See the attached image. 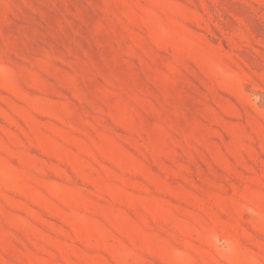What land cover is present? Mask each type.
Returning <instances> with one entry per match:
<instances>
[{
    "label": "rangeland",
    "instance_id": "rangeland-1",
    "mask_svg": "<svg viewBox=\"0 0 264 264\" xmlns=\"http://www.w3.org/2000/svg\"><path fill=\"white\" fill-rule=\"evenodd\" d=\"M0 264H264V0H0Z\"/></svg>",
    "mask_w": 264,
    "mask_h": 264
}]
</instances>
